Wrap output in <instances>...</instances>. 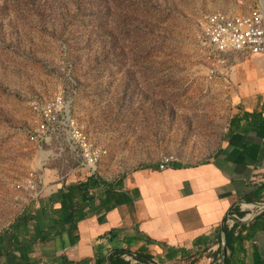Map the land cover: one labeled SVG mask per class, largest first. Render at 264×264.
<instances>
[{"label": "rangeland", "instance_id": "1", "mask_svg": "<svg viewBox=\"0 0 264 264\" xmlns=\"http://www.w3.org/2000/svg\"><path fill=\"white\" fill-rule=\"evenodd\" d=\"M254 3L0 0V233L38 206L15 187L37 164L49 158L46 177L64 175L63 187L88 177L67 143L41 154L29 143L32 101L62 93L71 102L108 147L97 173L107 182L165 155L183 166L209 161L227 133L232 95L225 81L206 79L197 22Z\"/></svg>", "mask_w": 264, "mask_h": 264}, {"label": "crops", "instance_id": "2", "mask_svg": "<svg viewBox=\"0 0 264 264\" xmlns=\"http://www.w3.org/2000/svg\"><path fill=\"white\" fill-rule=\"evenodd\" d=\"M228 58L230 118L209 161L175 162L163 171L149 166L120 177L110 182L111 207L92 213L75 231L63 226L44 242L36 240L32 225L18 229L19 241H4L0 264H130L125 254L150 264H213L222 257L227 216L242 201H264V54ZM59 209L57 204L43 212L38 204L24 212L36 215L46 230ZM250 223L238 225L234 236ZM23 243L30 249L24 261L18 256ZM243 248L246 264H264V231L245 240ZM229 254L225 249V257Z\"/></svg>", "mask_w": 264, "mask_h": 264}, {"label": "built area", "instance_id": "3", "mask_svg": "<svg viewBox=\"0 0 264 264\" xmlns=\"http://www.w3.org/2000/svg\"><path fill=\"white\" fill-rule=\"evenodd\" d=\"M260 1L256 0L257 3L246 11L239 10L234 13L217 11L203 16L197 22L194 42L197 51L206 61L205 72L208 81L215 79L225 81L229 74L228 57L231 54L248 56L264 54V9ZM29 109L31 119L27 127V137L37 153H46L50 147L57 144L62 147L67 143L72 155L81 159V172L88 177L97 175L99 166L109 154L108 147L98 143L87 132L85 126L72 113L71 102L66 100L62 93L46 100L32 101L29 103ZM48 160L49 158L46 163ZM175 162L174 155H165L158 168L163 171ZM46 163L40 167L37 164L15 186L31 202L37 203L51 196L65 184L64 175H59L55 180L46 177L44 170ZM245 205H253V208ZM262 215L264 201L257 203L242 201L236 206V211L227 216L225 225L229 230L237 232L238 225L247 224L256 216ZM123 258L130 264H150L142 263L130 254L123 255ZM213 263L223 264V255L217 257Z\"/></svg>", "mask_w": 264, "mask_h": 264}, {"label": "trees", "instance_id": "4", "mask_svg": "<svg viewBox=\"0 0 264 264\" xmlns=\"http://www.w3.org/2000/svg\"><path fill=\"white\" fill-rule=\"evenodd\" d=\"M98 192V194H97ZM115 193L111 187V183L101 179L98 175H92L85 180L71 183L60 188L56 193L42 199L39 204L43 212L50 206L59 205V217L53 221L54 226L43 230L39 227L36 215L32 213H22L8 230L0 233V251H3L4 241L16 243L19 241L17 230L27 228L32 225L35 231L36 240L44 242L51 234L63 226L69 227V230H77V224L100 208L112 206V199ZM99 200V203H97ZM15 230V232H13ZM239 230V229H238ZM243 232L245 231L242 229ZM264 231V215L255 217L242 236V231L238 236H234L235 230L226 229L225 249L230 252L229 257H225L223 264H246V251L243 248L245 240L247 241L252 235ZM238 232V231H237ZM14 246V245H12ZM12 248V247H11ZM18 256L21 260H27L30 249L24 243L19 245ZM8 249L6 252H9ZM15 264H20L17 262Z\"/></svg>", "mask_w": 264, "mask_h": 264}, {"label": "water", "instance_id": "5", "mask_svg": "<svg viewBox=\"0 0 264 264\" xmlns=\"http://www.w3.org/2000/svg\"><path fill=\"white\" fill-rule=\"evenodd\" d=\"M225 223V222H224ZM225 235H226V230H225V225H223V228H222V251H223V258L225 259Z\"/></svg>", "mask_w": 264, "mask_h": 264}, {"label": "bare ground", "instance_id": "6", "mask_svg": "<svg viewBox=\"0 0 264 264\" xmlns=\"http://www.w3.org/2000/svg\"><path fill=\"white\" fill-rule=\"evenodd\" d=\"M260 2H262V0L260 1ZM263 3V2H262ZM261 3V5H262V7H263V9H264V5ZM244 56H248V55H244ZM258 56V55H257ZM43 160H44V157H43ZM104 161V160H103ZM101 166V165H100ZM99 166V167H100ZM245 207H249V208H252V206L251 205H245Z\"/></svg>", "mask_w": 264, "mask_h": 264}]
</instances>
